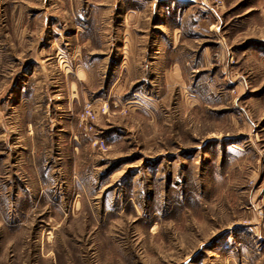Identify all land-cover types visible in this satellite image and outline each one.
Instances as JSON below:
<instances>
[{
    "label": "rangeland",
    "instance_id": "obj_1",
    "mask_svg": "<svg viewBox=\"0 0 264 264\" xmlns=\"http://www.w3.org/2000/svg\"><path fill=\"white\" fill-rule=\"evenodd\" d=\"M0 264H264V0H0Z\"/></svg>",
    "mask_w": 264,
    "mask_h": 264
},
{
    "label": "built area",
    "instance_id": "obj_2",
    "mask_svg": "<svg viewBox=\"0 0 264 264\" xmlns=\"http://www.w3.org/2000/svg\"><path fill=\"white\" fill-rule=\"evenodd\" d=\"M102 112L105 113L104 107H102ZM97 113L98 112L96 111L94 104L85 105L81 115V125H83L85 132L93 129L92 126L97 119ZM93 145L94 147H98L100 150H104L106 148V145L102 141H94Z\"/></svg>",
    "mask_w": 264,
    "mask_h": 264
}]
</instances>
